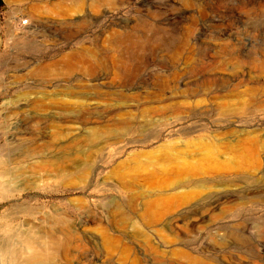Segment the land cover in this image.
<instances>
[{"label": "rangeland", "instance_id": "rangeland-1", "mask_svg": "<svg viewBox=\"0 0 264 264\" xmlns=\"http://www.w3.org/2000/svg\"><path fill=\"white\" fill-rule=\"evenodd\" d=\"M0 5V237L18 251L0 264H193L177 248L264 264V0ZM100 76L101 98L76 102ZM174 141L213 144L210 161L234 186L150 226L147 163Z\"/></svg>", "mask_w": 264, "mask_h": 264}, {"label": "bare ground", "instance_id": "bare-ground-1", "mask_svg": "<svg viewBox=\"0 0 264 264\" xmlns=\"http://www.w3.org/2000/svg\"><path fill=\"white\" fill-rule=\"evenodd\" d=\"M143 41L136 40L140 46L146 43ZM108 57V53L101 54L91 63V69L99 72V69H101L99 64L105 63ZM100 77L98 83L90 85L88 88L79 89L76 92L78 94L76 102L101 98L103 93L101 90L105 83L101 82L103 77ZM124 130L143 137L144 141L157 136L156 132L147 133L143 128H126ZM118 137V135H112L109 138L118 139ZM212 145L204 143L201 146L193 147L194 145L190 141H185L182 145H178L177 141H174L162 145L158 150L151 153L147 163V167L151 166L150 175L155 177L152 184L150 183L151 190L144 195L139 192H132L129 197V204L132 209H135L138 199L141 195L143 196L144 211L142 217L146 224L157 226L168 214H172L179 207L193 202L202 191L220 187L228 189L229 186H234L233 180H224L219 177L221 176L220 166L210 161L214 151ZM90 154L93 168L95 156L97 155L96 145H93ZM219 198L215 199L212 204H219ZM9 252L14 255L18 254V251L11 246L8 239L0 237V253L6 254ZM173 254L180 258H187L193 264H212L208 258L193 255L183 248L175 249Z\"/></svg>", "mask_w": 264, "mask_h": 264}, {"label": "crops", "instance_id": "crops-1", "mask_svg": "<svg viewBox=\"0 0 264 264\" xmlns=\"http://www.w3.org/2000/svg\"><path fill=\"white\" fill-rule=\"evenodd\" d=\"M4 34H5V29H4V22H3V11L0 5V50L4 43V36H5Z\"/></svg>", "mask_w": 264, "mask_h": 264}, {"label": "built area", "instance_id": "built-area-1", "mask_svg": "<svg viewBox=\"0 0 264 264\" xmlns=\"http://www.w3.org/2000/svg\"><path fill=\"white\" fill-rule=\"evenodd\" d=\"M28 23H29V21H28V17H24V18H22V19L20 20V25H21V26H28Z\"/></svg>", "mask_w": 264, "mask_h": 264}]
</instances>
